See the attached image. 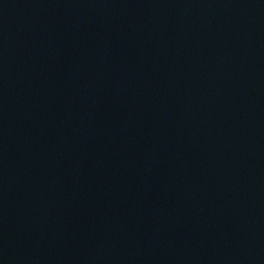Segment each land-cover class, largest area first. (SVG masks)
Returning <instances> with one entry per match:
<instances>
[{"label":"water","instance_id":"1","mask_svg":"<svg viewBox=\"0 0 264 264\" xmlns=\"http://www.w3.org/2000/svg\"><path fill=\"white\" fill-rule=\"evenodd\" d=\"M0 264H264V0H140L0 103Z\"/></svg>","mask_w":264,"mask_h":264}]
</instances>
